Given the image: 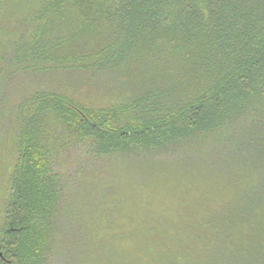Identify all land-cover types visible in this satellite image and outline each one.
Instances as JSON below:
<instances>
[{
	"label": "trees",
	"instance_id": "obj_1",
	"mask_svg": "<svg viewBox=\"0 0 264 264\" xmlns=\"http://www.w3.org/2000/svg\"><path fill=\"white\" fill-rule=\"evenodd\" d=\"M0 264H264V0H0Z\"/></svg>",
	"mask_w": 264,
	"mask_h": 264
}]
</instances>
